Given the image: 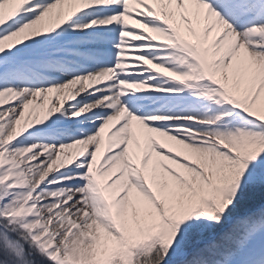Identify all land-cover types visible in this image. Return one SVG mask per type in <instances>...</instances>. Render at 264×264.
Masks as SVG:
<instances>
[{
  "label": "snow or ice",
  "instance_id": "obj_1",
  "mask_svg": "<svg viewBox=\"0 0 264 264\" xmlns=\"http://www.w3.org/2000/svg\"><path fill=\"white\" fill-rule=\"evenodd\" d=\"M0 264H264V0H0Z\"/></svg>",
  "mask_w": 264,
  "mask_h": 264
}]
</instances>
